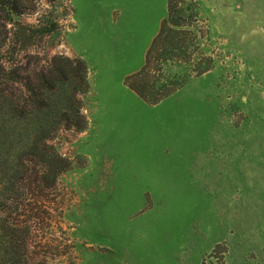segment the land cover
Returning <instances> with one entry per match:
<instances>
[{
    "label": "rangeland",
    "instance_id": "1",
    "mask_svg": "<svg viewBox=\"0 0 264 264\" xmlns=\"http://www.w3.org/2000/svg\"><path fill=\"white\" fill-rule=\"evenodd\" d=\"M37 4L25 21L51 15L62 28L21 53L25 72L36 69L31 54H77L87 67L86 127L56 139L71 164L38 228L57 244L52 262L264 264V0H180L191 59L162 62L159 81L185 79L153 104L123 81L142 65L145 38L112 48L108 62L97 33L137 0ZM7 164L0 157V178Z\"/></svg>",
    "mask_w": 264,
    "mask_h": 264
},
{
    "label": "trees",
    "instance_id": "2",
    "mask_svg": "<svg viewBox=\"0 0 264 264\" xmlns=\"http://www.w3.org/2000/svg\"><path fill=\"white\" fill-rule=\"evenodd\" d=\"M38 1L0 0V157L4 165L10 160L0 178L5 182L0 191V264H54L46 251L57 249V244L38 228L52 219L49 195L58 174L71 164L55 142L67 139L62 130L77 132L86 127L78 95L87 90L85 61L77 54H55L50 59L31 54L36 67L32 74L25 72L29 64L21 62V53L27 56L29 48L42 45L45 37L62 28L61 20L51 15L41 14L32 22L23 19L38 10ZM179 2L167 0V15L142 65L124 76V83L151 104L185 79L172 75L159 81L162 62L191 59L196 35L188 27H179L189 24L174 14ZM64 9L66 15L72 10L70 5ZM43 247L44 252L36 250ZM220 248L216 243L213 252Z\"/></svg>",
    "mask_w": 264,
    "mask_h": 264
},
{
    "label": "crops",
    "instance_id": "3",
    "mask_svg": "<svg viewBox=\"0 0 264 264\" xmlns=\"http://www.w3.org/2000/svg\"><path fill=\"white\" fill-rule=\"evenodd\" d=\"M139 7L133 10L125 9L123 13L117 15L115 22H112L111 28L104 31L100 29L97 31L101 35V38L106 39L109 50L107 53L108 62L111 60L112 48L122 47L126 41L131 37L133 40L130 43L135 44L140 42L144 37L146 44L140 54L144 53L154 36L157 32L161 19L167 15V0H137ZM158 1V7L160 11L155 12V2ZM151 33L149 34V32ZM91 31L88 33H94ZM147 36V37H146ZM80 47V46H79ZM100 54H104L100 52ZM143 54V58H144Z\"/></svg>",
    "mask_w": 264,
    "mask_h": 264
}]
</instances>
